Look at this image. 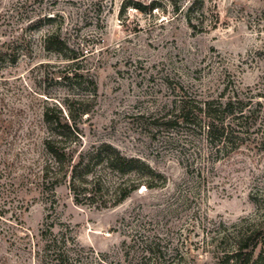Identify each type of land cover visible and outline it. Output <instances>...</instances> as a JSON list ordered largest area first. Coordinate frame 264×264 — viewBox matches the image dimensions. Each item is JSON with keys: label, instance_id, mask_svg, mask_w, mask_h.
I'll list each match as a JSON object with an SVG mask.
<instances>
[{"label": "rangeland", "instance_id": "1", "mask_svg": "<svg viewBox=\"0 0 264 264\" xmlns=\"http://www.w3.org/2000/svg\"><path fill=\"white\" fill-rule=\"evenodd\" d=\"M192 1L0 0V264H216L263 222L264 0H198L194 28ZM229 97L250 117L220 151L176 122ZM45 107L72 111L77 152L106 142L166 181L107 208L69 175L44 189Z\"/></svg>", "mask_w": 264, "mask_h": 264}, {"label": "trees", "instance_id": "2", "mask_svg": "<svg viewBox=\"0 0 264 264\" xmlns=\"http://www.w3.org/2000/svg\"><path fill=\"white\" fill-rule=\"evenodd\" d=\"M197 2L198 0L192 1L187 14V22L193 28L196 25L190 12L194 11ZM134 6L141 9L137 3ZM155 8H158V3L151 5V9ZM48 21H52V17ZM59 41L63 44L61 38ZM50 46L48 44L47 48H51ZM88 110L85 108L83 112L88 113ZM246 113L244 101L234 97H229L226 101H205L196 106L183 101L176 122L195 124L200 118L205 138L220 151L221 147L226 148L238 138L235 126H243L249 121L250 116ZM72 119V111L69 120H66L61 109L45 107L43 110L46 135L42 137L41 144L49 157L40 177L44 189L48 185L55 193L57 187L65 182V176L69 175V188L77 204H85L88 200L95 203L97 197L107 198L99 205L107 208L109 202L117 205L141 186L153 188L166 181V177L146 161L127 156L106 142L93 149L77 152L76 147L81 144V132L72 123ZM73 142H76L75 146L72 145ZM113 173L120 178H109L108 175ZM230 248L223 250L224 254L216 264H264V220L240 231Z\"/></svg>", "mask_w": 264, "mask_h": 264}]
</instances>
